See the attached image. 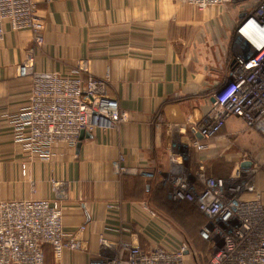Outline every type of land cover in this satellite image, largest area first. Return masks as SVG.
<instances>
[{"label":"crops","instance_id":"0c3cea01","mask_svg":"<svg viewBox=\"0 0 264 264\" xmlns=\"http://www.w3.org/2000/svg\"><path fill=\"white\" fill-rule=\"evenodd\" d=\"M32 1L43 43L9 27L0 42V200L45 198L60 204L62 229L79 243L63 252L60 264H93L100 236L141 247L181 243L157 215L162 210L157 200L166 197L158 186L165 184L162 176L170 166L166 123L207 111L230 67L238 13L220 6L198 10L182 0ZM29 52L37 72L68 74L80 67L84 78L107 79L106 93L117 99L127 121L85 131L88 136L73 147L58 143L47 159L22 150L12 140L6 114L27 104L30 79L18 75V64ZM237 123L228 121L225 133L236 132ZM252 134L258 143V134ZM117 162L151 170L154 177L121 173ZM257 185L264 188V176ZM51 256L46 245L45 264Z\"/></svg>","mask_w":264,"mask_h":264},{"label":"built area","instance_id":"2783aa9c","mask_svg":"<svg viewBox=\"0 0 264 264\" xmlns=\"http://www.w3.org/2000/svg\"><path fill=\"white\" fill-rule=\"evenodd\" d=\"M182 1L198 10L212 6L235 10L238 17L230 67L225 81L212 93L207 111L199 118L166 123L170 166L162 180L169 185L167 196L173 204L188 202L205 216L199 229L211 250L205 264H264V188L257 185L256 166L264 150L257 156L243 152L235 172L208 173L216 148L212 141L220 137L228 121L237 120L251 132L264 129V0ZM36 11L32 0H0V42L9 27L29 31L33 42L42 44L43 24ZM18 75L30 79L28 101L6 114V119L12 140L41 159H47L58 143L75 146L82 130L114 128L128 119L117 99L107 95L108 80L84 78L80 67L68 74L37 72L29 52L18 64ZM244 161H250V166L241 167ZM116 167L121 173L154 177L151 170L118 162ZM62 217L54 200H0V264H45L46 245L60 264L65 250L79 247L77 239L64 233ZM186 248L185 242L141 247L100 236L93 264H186Z\"/></svg>","mask_w":264,"mask_h":264},{"label":"rangeland","instance_id":"374dc122","mask_svg":"<svg viewBox=\"0 0 264 264\" xmlns=\"http://www.w3.org/2000/svg\"><path fill=\"white\" fill-rule=\"evenodd\" d=\"M235 127L237 128L235 134L225 133V130L222 129L220 137L214 140V142L212 141V143L216 145V148H214V156L208 161L209 171H214V173L225 176L228 173L236 171V164L243 152H246L247 156H250L251 154L254 156L262 154V150H264V143L262 142L264 141L259 140L257 143L256 139L253 138L252 132L249 131L248 133V131L243 130V126L239 125V123H237ZM255 146L257 149L251 151ZM256 166L259 168L257 176L259 178L260 176H264V158L259 159ZM159 189L163 192L164 197L166 196V201L164 199L163 202L157 200V205L162 207V216L175 223L180 221L181 224L186 227L187 239L195 246V253L199 258L200 263H206L211 251L210 246L199 240L197 236L198 227L205 221V219L192 205L182 202L179 204H173L167 196L169 190V185L167 183L159 185L158 190ZM160 220L163 219L160 218ZM169 226L175 233L174 228L171 225ZM164 230L165 229L162 231L164 232ZM162 234L164 235L165 233ZM175 234H178L177 231ZM51 264H56L53 258L51 259Z\"/></svg>","mask_w":264,"mask_h":264},{"label":"trees","instance_id":"16d2710c","mask_svg":"<svg viewBox=\"0 0 264 264\" xmlns=\"http://www.w3.org/2000/svg\"><path fill=\"white\" fill-rule=\"evenodd\" d=\"M224 129V128H222ZM257 134L259 136V140H262L264 141V129H261V130H258L257 131ZM264 143V142H262ZM182 203H187L189 205H192L188 202H182ZM194 207V209L201 214V216H203V218L205 219V216L199 211L197 210V208L192 205ZM157 215L162 218L168 225H171L175 231H177V233L181 236L182 238V242H185L186 245H187V248H186V253H185V261H186V258L188 257L191 261L192 264H201L200 263V260L199 258L197 257V254L195 253V246L189 242V240L187 239V233H186V227L184 225L181 224V222H172L170 221L169 219L165 218L164 216H162V213L161 211H158L157 212ZM175 219H176V216H175ZM178 221V220H177ZM205 222V221H204ZM201 223L198 227V231H197V236L199 238V240H201L203 243H207L206 241H204L200 236H199V229L201 228V226L204 224ZM208 244V243H207ZM209 245V244H208ZM193 250V251H192ZM187 262V261H186ZM187 264V263H186ZM205 264V262L203 263Z\"/></svg>","mask_w":264,"mask_h":264},{"label":"water","instance_id":"95a60500","mask_svg":"<svg viewBox=\"0 0 264 264\" xmlns=\"http://www.w3.org/2000/svg\"><path fill=\"white\" fill-rule=\"evenodd\" d=\"M239 16H240V17L243 16V13H241ZM84 135L88 136V134H86V132H85L84 130H82V131L80 132V135H79V140H81V139L83 138ZM197 137H200L199 134H197ZM250 164H251L250 161H244V162H242L240 165H241V167H249Z\"/></svg>","mask_w":264,"mask_h":264}]
</instances>
